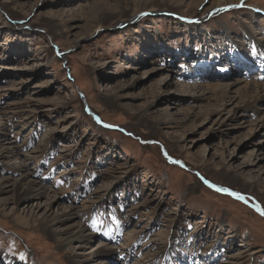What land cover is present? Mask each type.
Listing matches in <instances>:
<instances>
[{
	"label": "rangeland",
	"instance_id": "rangeland-1",
	"mask_svg": "<svg viewBox=\"0 0 264 264\" xmlns=\"http://www.w3.org/2000/svg\"><path fill=\"white\" fill-rule=\"evenodd\" d=\"M249 45L264 0H0V264H264Z\"/></svg>",
	"mask_w": 264,
	"mask_h": 264
},
{
	"label": "bare ground",
	"instance_id": "bare-ground-1",
	"mask_svg": "<svg viewBox=\"0 0 264 264\" xmlns=\"http://www.w3.org/2000/svg\"><path fill=\"white\" fill-rule=\"evenodd\" d=\"M233 86V85H232ZM255 88H258V89H262L263 92H264V84H258V83H255L253 85ZM229 88V86H223V85H218V86H215V85H209V86H206V87H198L196 89H192L193 92L195 91H201V93H204L202 92L204 89L205 90H209V91H212V92H218V91H221V90H225ZM244 88L246 90H250L252 87L249 85V84H245ZM207 92V91H206ZM14 186L16 188V191H19V190H22L20 193V196L19 198L21 199V197H27L29 195H32L33 192H36L37 194H47L49 191L44 188V187H41L38 182L34 181V180H31L29 179L28 175H25L22 179L20 180H16L14 182ZM15 191V190H14ZM90 238L91 236L89 234H87L86 232V228L78 223L75 227H74V232L70 233L69 237L67 238H63V239H60V246L62 247H69L71 246L74 242H79L82 244L86 243V242H89L90 241ZM101 252L100 253H97L96 255L92 256L90 255V257L87 259V262H93L92 260H94L95 262V258H97V255L102 254V252H104V250H100ZM74 257L73 256V263L74 264H80V262H76L74 260ZM104 264V263H102Z\"/></svg>",
	"mask_w": 264,
	"mask_h": 264
},
{
	"label": "snow or ice",
	"instance_id": "snow-or-ice-1",
	"mask_svg": "<svg viewBox=\"0 0 264 264\" xmlns=\"http://www.w3.org/2000/svg\"><path fill=\"white\" fill-rule=\"evenodd\" d=\"M240 6H243L242 4L241 5H232L231 7H240ZM175 162V161H174ZM218 190H221V191H229V190H226V189H218ZM261 214L264 215V210H261ZM20 259L21 260H24L26 259V256L24 255H21L20 256Z\"/></svg>",
	"mask_w": 264,
	"mask_h": 264
}]
</instances>
